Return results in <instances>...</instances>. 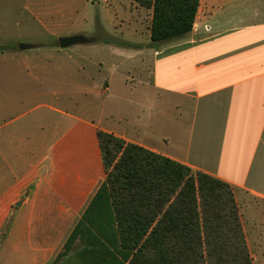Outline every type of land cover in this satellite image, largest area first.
<instances>
[{"label":"crops","instance_id":"obj_1","mask_svg":"<svg viewBox=\"0 0 264 264\" xmlns=\"http://www.w3.org/2000/svg\"><path fill=\"white\" fill-rule=\"evenodd\" d=\"M132 4L135 21L103 27L117 40L123 27L131 47L103 38L71 52L0 51L38 88L18 95L15 118L0 112V264H130L116 225L92 242L75 233L107 178L99 131L229 183L239 208L260 219L252 241L264 244V0H200L192 31L160 43L152 9ZM48 88L51 99L39 101Z\"/></svg>","mask_w":264,"mask_h":264},{"label":"trees","instance_id":"obj_2","mask_svg":"<svg viewBox=\"0 0 264 264\" xmlns=\"http://www.w3.org/2000/svg\"><path fill=\"white\" fill-rule=\"evenodd\" d=\"M134 1L152 9L155 43L188 35L200 2ZM98 139L107 178L75 233L92 242L116 225L122 249L132 253L130 264H253L229 183L113 134L99 131Z\"/></svg>","mask_w":264,"mask_h":264},{"label":"rangeland","instance_id":"obj_3","mask_svg":"<svg viewBox=\"0 0 264 264\" xmlns=\"http://www.w3.org/2000/svg\"><path fill=\"white\" fill-rule=\"evenodd\" d=\"M135 6V4H132V0H0V49L19 51V44H31L35 48L26 51L38 52L47 47H57L59 37L74 35H84L90 41H94L92 42L94 44L103 38H109L112 42H117V39L111 38L103 31V27L106 26L111 31H114L115 27L111 20L115 21L116 24L135 21L137 15ZM142 12H144L143 17L147 18L148 13L144 9ZM133 15L135 16L133 17ZM104 21L107 22V25L103 24ZM117 29L119 33L116 36L122 38V40L129 38L127 34H122L121 30L123 27H118ZM102 41H105V39ZM87 46L74 45L63 50L68 52L85 50L92 45ZM92 57L96 61L104 62L102 55L98 54V50L95 51V55ZM114 60H111L112 65L122 63V69H130L129 66L131 64L129 61L123 58ZM2 61L3 64L0 63V112L7 118H15L23 112V106L16 104L18 95L23 94L26 89L35 91L38 88L35 82L29 79L27 74H24L21 66L18 65L19 59ZM78 61L81 65L83 63L86 64V61L80 58H78ZM105 62L109 61L105 60ZM90 65L92 69H95L96 73L99 71V65L92 63ZM90 65L87 63L88 67ZM108 67L109 65L106 64V68ZM3 86H10L13 90L11 95L14 96L4 98L1 90ZM49 91L52 90L48 88L44 91L47 95L45 98L39 99V101L51 99L48 95ZM81 95V93L75 92V104L78 103V106L74 105L73 107L75 115H77V111L81 110ZM92 102L93 100L91 99L89 108L95 111L97 105L95 103L91 104ZM31 104L33 103H29L26 107ZM239 209L243 213L246 235L250 236L252 241V238L256 237L259 231L260 219L250 220L252 214H247L246 211ZM252 242V244L250 242V245L249 243L248 245L254 264H264L263 242Z\"/></svg>","mask_w":264,"mask_h":264},{"label":"water","instance_id":"obj_4","mask_svg":"<svg viewBox=\"0 0 264 264\" xmlns=\"http://www.w3.org/2000/svg\"><path fill=\"white\" fill-rule=\"evenodd\" d=\"M89 42L90 40L84 35L63 36V37L58 38V45L62 49L68 48V47H71L77 44H86ZM33 48H35V46L31 44H19V49L21 51H25V50H29Z\"/></svg>","mask_w":264,"mask_h":264}]
</instances>
